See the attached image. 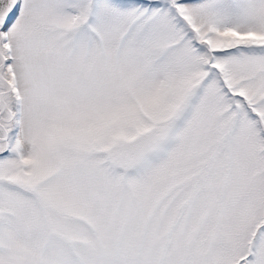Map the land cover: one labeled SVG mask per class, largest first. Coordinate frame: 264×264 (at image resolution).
Returning a JSON list of instances; mask_svg holds the SVG:
<instances>
[{"label":"snow or ice","instance_id":"1","mask_svg":"<svg viewBox=\"0 0 264 264\" xmlns=\"http://www.w3.org/2000/svg\"><path fill=\"white\" fill-rule=\"evenodd\" d=\"M0 264H264V0H0Z\"/></svg>","mask_w":264,"mask_h":264}]
</instances>
